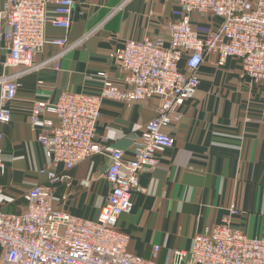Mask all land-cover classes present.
I'll list each match as a JSON object with an SVG mask.
<instances>
[{
  "label": "crops",
  "instance_id": "crops-1",
  "mask_svg": "<svg viewBox=\"0 0 264 264\" xmlns=\"http://www.w3.org/2000/svg\"><path fill=\"white\" fill-rule=\"evenodd\" d=\"M0 0V76L18 82L10 102V119L1 123L0 157L5 165L0 211H23V190L42 185L57 211L96 220L111 184L102 176L113 148L133 155L147 124L161 111V99L102 100L94 141L101 153L91 154L70 171L67 183L50 182L63 171L49 146L38 140L30 124L35 102H56L64 90L99 94L103 88L128 86L120 52L128 40H169V23L183 10L176 0H73L67 28L51 22L47 5L45 46L29 68L3 71L10 50V27L4 22ZM219 18L191 15L201 38L211 35ZM55 39H62L59 46ZM185 58L179 62L187 71ZM197 87L191 98L174 106L162 125L174 143L156 147L157 163L144 165L132 193L133 210L120 217L118 227L128 234V250L151 259L158 246L157 264H171L176 250H188L194 234L205 226L223 224L248 236H264V81L253 82L243 72L242 58L221 60L210 52L195 72ZM41 115H54L42 107ZM237 210L232 213L231 210Z\"/></svg>",
  "mask_w": 264,
  "mask_h": 264
},
{
  "label": "built area",
  "instance_id": "built-area-1",
  "mask_svg": "<svg viewBox=\"0 0 264 264\" xmlns=\"http://www.w3.org/2000/svg\"><path fill=\"white\" fill-rule=\"evenodd\" d=\"M52 5L51 22L67 28L75 9L73 0H7L4 22L10 27V50L2 60L3 71L29 68L45 46L47 5ZM182 16L169 23V40L161 38L128 40L120 52L128 86H110L99 94L64 90L56 102L31 108L30 124L38 140L49 146L52 159L63 171L50 175V182L69 183L70 171L91 154L101 153L94 141L102 100L147 99L159 96L161 111L137 140L133 155L109 151V164L102 176L111 184L99 216L57 211L42 185L25 188L23 211H0V264H157L159 249L151 259L128 250L129 236L118 227L119 219L133 210L132 193L138 186L144 165L157 163L156 147H171L174 139L162 130L172 118L175 104L191 98L197 87L195 72L210 52L221 60L230 55L243 61V72L253 82L264 81V0H176ZM210 12L219 18L216 30L201 38L191 24L194 13ZM2 33L0 30V40ZM63 45L62 39H55ZM185 58L186 72L179 67ZM18 87L15 79L0 76V126L10 119V102ZM52 112L54 120L43 117L41 109ZM2 132L0 129V140ZM5 165L0 157L1 177ZM237 213V210H231ZM171 264H264V236H248L223 224L205 226L192 237L188 250H176Z\"/></svg>",
  "mask_w": 264,
  "mask_h": 264
},
{
  "label": "rangeland",
  "instance_id": "rangeland-1",
  "mask_svg": "<svg viewBox=\"0 0 264 264\" xmlns=\"http://www.w3.org/2000/svg\"><path fill=\"white\" fill-rule=\"evenodd\" d=\"M176 2V1H175Z\"/></svg>",
  "mask_w": 264,
  "mask_h": 264
}]
</instances>
